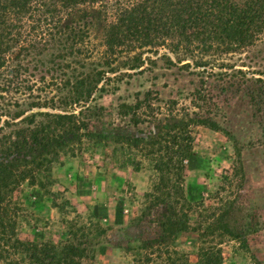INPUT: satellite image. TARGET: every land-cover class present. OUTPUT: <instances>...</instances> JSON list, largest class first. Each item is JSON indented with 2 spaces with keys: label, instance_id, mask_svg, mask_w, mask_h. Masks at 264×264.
<instances>
[{
  "label": "rangeland",
  "instance_id": "1",
  "mask_svg": "<svg viewBox=\"0 0 264 264\" xmlns=\"http://www.w3.org/2000/svg\"><path fill=\"white\" fill-rule=\"evenodd\" d=\"M125 3L62 11L53 26L89 22L95 52L42 50L38 71L23 62L21 88L0 91L2 144L42 123L61 125L50 145L10 165L17 184L0 185L12 190L18 238L78 247L65 264H264V113L249 94L260 86L251 82L264 81V31L240 50L219 40L140 44L131 48L138 61L107 67L105 34ZM16 50L0 72L19 63ZM120 55L124 62L129 53ZM98 72L106 92L87 103L57 88ZM0 246V264H42Z\"/></svg>",
  "mask_w": 264,
  "mask_h": 264
},
{
  "label": "trees",
  "instance_id": "2",
  "mask_svg": "<svg viewBox=\"0 0 264 264\" xmlns=\"http://www.w3.org/2000/svg\"><path fill=\"white\" fill-rule=\"evenodd\" d=\"M95 1L97 0H0V67H7V59L10 60L9 54L12 49L16 48V51L20 50L23 53L21 58L17 56L19 63L9 66L3 73L0 72V91L8 93L14 90L16 85L21 88L24 82L22 72L28 70L24 63L29 60L32 63L36 62L34 68L38 71V65L43 63L36 58L41 56L42 50L62 47L63 50L71 51L67 57L84 55V52L92 54L94 50L85 40L84 34L89 22L74 18L71 26L63 28L53 25L57 23L62 11L66 12L75 9L77 5ZM27 20L31 25L28 26L30 30L26 33L27 28L24 24ZM263 31L264 0H127L116 13L115 20L108 24L105 34L107 50L103 62L107 67H110L113 61L123 64L136 62L138 59L131 55L132 47L147 44L153 49L166 45L169 38L191 43L199 40L203 42L219 40L234 50H240L260 41L259 36ZM46 35L49 36V40L45 38ZM25 42L28 44L24 45ZM78 45L81 47L76 49ZM120 46L129 49L122 52L117 49ZM123 53H129L124 62L118 59L123 57L120 55ZM62 58L65 59V55H62ZM67 67L72 73L76 72V68L70 65ZM95 75L94 77L93 74H84L80 78L67 76L68 79L61 81L57 88L66 92V100L74 98L75 103H87L95 92H106V88L98 87L105 74L98 72ZM247 82L250 83L249 80ZM251 83H260L257 89L251 88L249 94L258 111L264 113V86L261 87L264 81L257 79ZM23 88L35 91L34 86ZM55 118L66 119L59 116ZM56 126L53 128L55 126L42 123L36 130L19 131L20 135L15 136L10 143L2 144L0 140V157L13 158L11 164L0 163V185H9V181L11 184L15 182L10 178L12 173L10 165L13 167L12 164L20 157L27 156V152L39 151L55 140L56 129L61 125ZM25 163L30 165L28 161ZM35 163L34 161L33 164ZM17 183L18 181L15 182ZM11 191L3 193L0 189V244L10 245L16 253L23 250L32 256L31 260L42 264H47L46 261L65 264L69 256L74 257L80 252L74 245L63 247L51 243L39 247L34 242L21 241L17 233V216L12 215L15 203ZM72 223L67 221V224ZM61 257H64L65 261Z\"/></svg>",
  "mask_w": 264,
  "mask_h": 264
}]
</instances>
